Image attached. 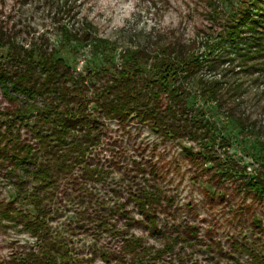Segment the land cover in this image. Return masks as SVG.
Wrapping results in <instances>:
<instances>
[{"label":"rangeland","instance_id":"374dc122","mask_svg":"<svg viewBox=\"0 0 264 264\" xmlns=\"http://www.w3.org/2000/svg\"><path fill=\"white\" fill-rule=\"evenodd\" d=\"M220 1L226 11L238 3ZM209 2L0 0V22L15 27L22 43L41 39L55 49L56 57L78 71H87L121 64L126 50L153 42L151 35L185 41L201 38L209 29ZM67 6L75 15L69 20L63 17L69 28L88 21L111 49L95 53L90 45L60 35L54 14ZM263 91L264 84L251 86L242 98L246 115L262 130L260 141H264ZM189 103L203 108L205 116L223 128L220 135L229 144H214L217 153H227L247 175L263 170L264 152L255 136L244 135L228 123L210 100L197 95ZM13 109L0 93V112ZM19 129L23 139L33 142L26 127ZM7 148L6 140H0V264H21L29 252L40 251V244L23 228L22 216L31 215L32 208L15 193ZM198 149L185 139L163 140L144 125L107 121L100 145L85 161L87 167L101 168L104 174L96 182L88 181L77 169L60 184L51 205L49 233L58 250L70 259L68 264H169L176 257L165 256L154 263L131 260L121 252V238L102 223L155 248L175 238L174 254L185 252L184 264H264V202L239 191L236 182L215 177V169L197 154ZM137 198L145 200L144 209ZM188 228L196 231L197 240Z\"/></svg>","mask_w":264,"mask_h":264},{"label":"trees","instance_id":"16d2710c","mask_svg":"<svg viewBox=\"0 0 264 264\" xmlns=\"http://www.w3.org/2000/svg\"><path fill=\"white\" fill-rule=\"evenodd\" d=\"M208 8L209 32L201 38L185 41L151 35L153 42L126 50L121 64L87 71L56 57L55 49L41 39L22 43L15 27L0 22V93L14 105L13 110L0 112V140L8 145L15 193L32 208L31 215L22 216L23 228L40 244V251L29 252L21 264L70 261L51 239V205L60 184L77 169L88 181L96 182L104 174L101 168L87 167L85 161L100 145L107 121L144 125L163 140L195 143L197 154L215 169V177L236 182L239 191L264 202V167L247 175L227 153H217L214 144H229L220 135L223 128L209 120L203 108L189 103L197 95L210 100L228 123L244 135L255 136L264 152L262 130L242 108L249 88L264 84V0H238L228 11L220 0H210ZM57 9V29L65 39L88 44L95 53L111 49L108 41L96 36L90 22L83 20L76 28L63 22L64 16L74 18L72 7ZM203 70L209 75H201ZM19 126L27 128L33 142L21 137ZM135 201L145 208L144 199ZM254 223L260 226L258 219ZM101 225L121 238V252L131 260L154 263L175 255L169 264H184L185 252L174 254L175 238L155 248ZM188 230L197 240L196 231Z\"/></svg>","mask_w":264,"mask_h":264}]
</instances>
